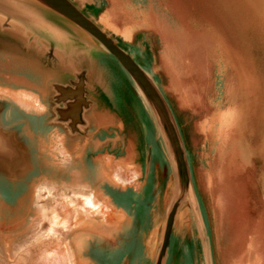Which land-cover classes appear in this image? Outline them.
<instances>
[{
    "label": "rangeland",
    "instance_id": "374dc122",
    "mask_svg": "<svg viewBox=\"0 0 264 264\" xmlns=\"http://www.w3.org/2000/svg\"><path fill=\"white\" fill-rule=\"evenodd\" d=\"M216 2L223 4L226 13L231 11L234 17L251 19L256 14L259 17L239 0ZM208 3V0H98V24L146 69L168 101L185 143L196 193L207 206L212 221L218 264H264V160H256L254 166L225 179L214 144L205 134L208 129L205 132L200 129L205 120L206 128L215 125L214 115L223 109L226 99H231L230 92L237 88L236 75L227 72L222 62L226 55L214 36L216 30L223 33L224 48L250 83L242 53L235 43L237 38H232L228 29L233 32L237 25L229 24L232 19L228 17L224 20L228 25L217 22L220 30L217 29ZM245 27L259 67L252 70L264 81V39L259 32H254L253 26ZM98 66L104 68L100 73L110 94L98 92L101 104L112 112L121 132L130 135L133 144L140 143V177L134 184L139 188L144 180L148 147L155 150L153 176L168 167L164 144L160 137L156 139L146 100L118 61L108 57L99 44ZM247 96L250 103L252 93ZM225 118L224 114L217 118L223 137L220 147L230 138L228 119L220 125ZM243 135L244 132L241 138L245 143ZM260 135L258 132L254 144ZM54 144L59 149L55 152L57 167L74 175L70 179L67 174L65 179L62 176L36 188L28 199L22 200L24 212L20 211L19 204L0 206V264H76L73 242L83 232H80L81 226L86 221V226H94L89 230L96 232L107 223L106 215L112 214L106 210L107 207L112 210V203L107 204L98 194L97 204L93 198L95 192L86 193L82 187L83 180L77 174L81 153L70 150L66 139L58 138ZM124 161L123 158L114 160L111 179L118 183H121L118 179L134 182L138 176L133 173L137 165L131 168ZM106 162L98 159V171ZM1 181L14 189L12 180ZM133 189L128 186V190ZM87 198L91 206L85 204ZM8 199V195L0 192L1 204L10 202Z\"/></svg>",
    "mask_w": 264,
    "mask_h": 264
},
{
    "label": "crops",
    "instance_id": "0c3cea01",
    "mask_svg": "<svg viewBox=\"0 0 264 264\" xmlns=\"http://www.w3.org/2000/svg\"><path fill=\"white\" fill-rule=\"evenodd\" d=\"M78 1L98 23V0ZM0 5L12 10V15H0V137L6 146L0 148V178L14 180L8 166L22 161L20 147L35 146L58 132L70 150L81 153L77 174L87 183L86 193L94 191L97 204L98 194L107 204H113L112 210L106 208L112 212L106 215L107 223L96 232L89 230L94 226H86V221L81 226L83 232L73 242L76 264H156L177 191L175 170L156 124L153 125L156 139L162 140L169 165L153 176L155 150L148 147L144 180L137 188L134 184L140 177V143L133 144L130 135L121 132L112 112L99 100V91L106 96L110 94L101 75L104 68L98 66V46L84 34L73 37L60 30L23 0H0ZM83 72L89 105L83 111L82 124L71 127L73 112L68 108L71 102L58 103L55 85L68 86ZM207 117L210 122L211 116ZM205 122L200 129L202 132L208 129L205 134L214 144V126L206 128ZM244 136L245 144L235 152V167L228 165L229 158L218 150L220 147L216 151L225 179L254 166L256 160H264V149L247 144L252 140L246 129ZM99 158L107 164L98 171ZM118 158H123L129 167L137 165L134 182L118 179L121 181L118 183L111 179L112 164ZM194 187L195 194L185 199L176 216L165 264H218L212 221Z\"/></svg>",
    "mask_w": 264,
    "mask_h": 264
},
{
    "label": "bare ground",
    "instance_id": "6f19581e",
    "mask_svg": "<svg viewBox=\"0 0 264 264\" xmlns=\"http://www.w3.org/2000/svg\"><path fill=\"white\" fill-rule=\"evenodd\" d=\"M235 1L238 2V0ZM208 2L209 3L207 4V7L209 10H213L214 12V16L216 18L214 23L217 29L220 30L217 22L227 24L224 20H226L228 17H231L232 19L230 23L228 22L229 24L235 26L237 25V28H234L233 32L230 28L228 29L232 34V38H237L235 43L237 44V48L239 47L238 49L242 53V58L247 69V77L250 82L248 85L243 73L241 72V69L238 67L235 60H232V55L230 57L228 51L224 48L223 33L216 30L214 36L217 37V40L220 43L219 46L222 48L223 55H226H224L226 60L223 61V59L222 62H225L227 72L231 71L236 75L237 88L230 92L231 99L228 100L225 98L226 106L223 104V109L221 107V110H219L217 114L214 115L213 120H215V125L212 130L214 149L216 152L221 148V150L229 158L228 165L235 167V152L238 153L239 149L241 150L243 144H245L242 143L241 138L245 129L252 140V142L249 141L247 144H252L260 148V150L264 149V81H262L259 75L252 70V68L259 67L257 63V57L252 52V46L248 39L249 33L246 31L245 27L248 24L249 26H253L254 32H259L264 39V0H239V2H241V4L243 3L244 6H247L249 10H253V13H258L259 17L256 14V16L251 19H248L247 17H234L231 11L226 13L227 11L223 4L220 5L218 2H216V0H208ZM229 10L231 9L229 8ZM240 25L244 26L242 30ZM250 92L252 93V96H250V103H248L247 95L248 93L250 95ZM12 98H14L16 101H19L14 95H12ZM220 114H224L226 116L225 119H221L220 125L227 119L231 123L227 130L228 137L230 138L227 140V143L223 144L222 147H220L221 141L223 140L222 132L218 129L219 126L217 123V118ZM233 121H236L234 125H232ZM251 125H253V128H251ZM258 132H260L261 135L259 140L256 141L257 144H254L253 142H255L254 139ZM233 137H235L234 140ZM58 138L64 139L62 135H60L58 132H55L50 134L47 138L41 139L40 142H37L36 146L29 144L25 146L26 148L20 147L19 153L22 154V161L19 163L14 162V165L11 167L8 166V171H11L10 174H12V177H15L14 180H12L14 182V184H12L14 189H9V187H7L8 185L4 184L0 178V192L8 195V200L10 201H5L4 204L0 203V206L13 205V203L14 205L19 204L18 206L21 207L20 211L24 212V203L22 200L25 198L28 199L34 193L36 188L46 185L48 182H50V180H59L62 178V176V179H65L66 176L69 175V178L71 179L72 174L59 169L56 164L57 156L55 155V152L59 151V149L55 148L54 143ZM25 179H28L26 184L24 182ZM71 182L72 181L69 183ZM86 184L87 183L84 180L83 182L81 181V185L84 189ZM89 202H91V200L87 198V200H85V204H89ZM89 206H91V204H89ZM22 212L19 213L18 211V215L22 216Z\"/></svg>",
    "mask_w": 264,
    "mask_h": 264
},
{
    "label": "water",
    "instance_id": "95a60500",
    "mask_svg": "<svg viewBox=\"0 0 264 264\" xmlns=\"http://www.w3.org/2000/svg\"><path fill=\"white\" fill-rule=\"evenodd\" d=\"M25 3L37 8L41 15L54 22L57 28L68 32L73 37L84 34L87 38L98 44L106 51L107 56L114 57L125 73L134 82L138 93L146 100L150 109V116L156 124L159 134L165 144L170 160L173 164L176 178L177 191L168 214L162 245L156 264H165L170 246V241L175 225L176 216L185 199L195 194L194 181L188 153L182 138L180 127L173 111L158 89L155 81L146 69L140 65L135 57L126 51L118 41L105 32L102 27L85 13L84 4L78 0H23ZM0 15H12V10L0 5ZM86 73H81L76 81L70 85H55L58 103L68 104L71 115V127L82 124V114L88 107ZM67 121V120H64ZM0 137V148L4 149ZM151 149L149 162L151 161Z\"/></svg>",
    "mask_w": 264,
    "mask_h": 264
}]
</instances>
